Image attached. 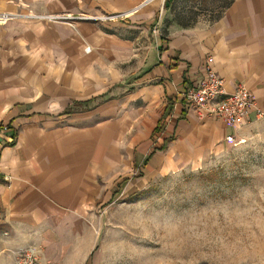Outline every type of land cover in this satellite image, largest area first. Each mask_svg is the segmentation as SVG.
Masks as SVG:
<instances>
[{"label":"crops","instance_id":"crops-1","mask_svg":"<svg viewBox=\"0 0 264 264\" xmlns=\"http://www.w3.org/2000/svg\"><path fill=\"white\" fill-rule=\"evenodd\" d=\"M163 4L0 0V11L87 16L0 23V126H9L0 230L12 263L35 245L42 264H88L89 216L119 193L122 175L181 168L264 115V0H234L212 22L157 31ZM209 56L227 92L243 84L255 98L241 126L182 98Z\"/></svg>","mask_w":264,"mask_h":264},{"label":"rangeland","instance_id":"rangeland-1","mask_svg":"<svg viewBox=\"0 0 264 264\" xmlns=\"http://www.w3.org/2000/svg\"><path fill=\"white\" fill-rule=\"evenodd\" d=\"M232 1L164 0L155 28L212 22ZM72 16L52 21L86 19ZM233 134L237 143L225 136L181 168L122 175L119 193L89 216L88 264H264V115ZM13 263L0 230V264Z\"/></svg>","mask_w":264,"mask_h":264},{"label":"built area","instance_id":"built-area-1","mask_svg":"<svg viewBox=\"0 0 264 264\" xmlns=\"http://www.w3.org/2000/svg\"><path fill=\"white\" fill-rule=\"evenodd\" d=\"M119 15L103 16L102 18H114ZM23 18L25 20L48 19L66 20L74 17L72 14H37L33 12H0V23H7L10 20ZM87 18V16H82ZM98 18V17H96ZM86 50H89L87 47ZM214 58L209 56L204 65V75L196 87H190L182 93L186 104L200 113L207 112L213 116L222 118L226 124L241 126L249 118L250 112L255 107V98L246 85L240 84L234 92H227L225 79L219 75L213 67ZM259 117L262 113H258ZM9 130L8 125L0 126V137ZM228 142L237 143L236 137L232 134L226 136ZM1 141V140H0ZM14 264H42L39 250L35 245H28L21 248L15 258Z\"/></svg>","mask_w":264,"mask_h":264},{"label":"trees","instance_id":"trees-1","mask_svg":"<svg viewBox=\"0 0 264 264\" xmlns=\"http://www.w3.org/2000/svg\"><path fill=\"white\" fill-rule=\"evenodd\" d=\"M169 1H170V0H169ZM233 1H234V0H233ZM233 1H232V2H233ZM166 5H167V4H166ZM219 17H220V16H219Z\"/></svg>","mask_w":264,"mask_h":264}]
</instances>
